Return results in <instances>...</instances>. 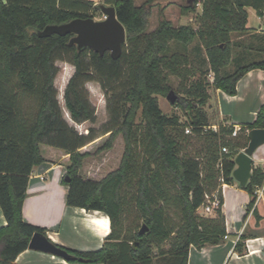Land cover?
Here are the masks:
<instances>
[{"label":"trees","instance_id":"obj_1","mask_svg":"<svg viewBox=\"0 0 264 264\" xmlns=\"http://www.w3.org/2000/svg\"><path fill=\"white\" fill-rule=\"evenodd\" d=\"M160 3L0 0V206L7 220L0 227V264H18L16 259L29 248L32 236L47 234L45 227L26 221L23 213L30 175L46 160L66 165L62 181L69 187L68 205L101 211L111 222V232L98 249L62 246L74 255L70 262L156 264L163 260L164 264H187L192 245L202 248L225 235L223 212L210 217L199 208L206 193L220 186L221 172L226 183L236 181L235 158L248 146V132L264 128V104L254 121L239 124L242 129L236 136H232L235 123L220 122L214 130L205 106L210 87L234 95L238 81L248 71L264 69V33L248 26V8L264 18V0H167L160 6L159 24L149 31L151 9ZM172 3L183 14L198 12L201 4L199 27L175 26L165 18L164 9ZM101 4L114 6L126 28L127 40L118 59L109 51L100 55L70 45L72 34H38L49 24L74 18L96 19L101 13L103 19ZM235 33L251 34L258 44L237 43ZM236 45L245 49L243 56L234 55ZM202 49L214 72L212 83L201 67ZM255 54L260 58L247 60ZM58 60L75 66L64 92L74 122L97 119L86 83L97 80L105 91L109 119L102 135L109 137L93 154L111 150L117 137H123L120 165L100 179L82 173L85 160L92 155L86 148L96 144L99 136L94 127L80 133L64 117L54 85ZM232 60L234 70L224 71ZM197 69L202 77L190 81ZM173 76L180 79L177 89ZM171 90H177L179 100L174 104L184 110L187 121L162 110L158 96L167 97ZM139 114L142 123L137 122ZM194 140L201 141L199 147H194ZM263 182L264 171L255 167L243 188L254 194ZM254 201L255 197L252 204ZM131 203L138 221L125 225ZM172 205L181 216L179 222L171 214ZM141 220L142 226H148L145 233L140 232ZM246 239L241 235L237 243L240 253L245 251ZM166 242L167 250L163 247ZM154 248L159 249L157 259Z\"/></svg>","mask_w":264,"mask_h":264},{"label":"crops","instance_id":"obj_2","mask_svg":"<svg viewBox=\"0 0 264 264\" xmlns=\"http://www.w3.org/2000/svg\"><path fill=\"white\" fill-rule=\"evenodd\" d=\"M96 3L101 0H93ZM248 26L264 33V18L249 8ZM264 104V69L248 71L237 83V93L230 95L212 88L207 104L212 125L248 123L256 119ZM51 155L57 156L53 152ZM253 157V169L264 171V144ZM237 167V164H236ZM66 165L58 160H46L34 167L30 175L23 213L26 221L45 227L55 243L75 250H93L102 247L111 232L110 218L98 210H86L67 204L69 187L63 183ZM254 194L244 189L239 181L223 187V208L226 233L217 242L202 248L192 245L187 264H264V199L252 204ZM217 213L210 217H216ZM7 224L0 206V227ZM241 235H246L245 251L237 250ZM158 256H155L157 259ZM18 264H86L70 262L51 253L28 248L16 259ZM91 264H104L103 262ZM133 264V263H131ZM156 264H164L163 260Z\"/></svg>","mask_w":264,"mask_h":264},{"label":"rangeland","instance_id":"obj_3","mask_svg":"<svg viewBox=\"0 0 264 264\" xmlns=\"http://www.w3.org/2000/svg\"><path fill=\"white\" fill-rule=\"evenodd\" d=\"M102 1L103 0H101L100 2H102ZM135 1L137 4H140L144 0H135ZM160 1H161L160 4L153 6L151 9V14H150L149 19H148V27H147L149 31L155 29L157 27V25L159 24L160 10H161L160 6L162 4H165V2L167 0H160ZM198 9L199 10L196 13L183 14L181 12V9H180L178 4L172 3L164 9V16H165V18L171 20L175 26H179L181 24H192L193 26L198 28L199 27V21H198L197 16H198V13L201 12V9H202L201 4L198 5ZM103 15H105V14L103 13ZM96 19H101V13L98 14ZM250 28H251V30L256 31V29H254L252 27H250ZM233 38L237 43H240V41H243L244 45H246L249 42H252L253 44H256V45L258 44L257 39L251 38V34L250 35L246 34V36H244V35L242 36V35H239L238 33H235V34H233ZM236 54L238 56H243L245 54V49L243 50V46L242 47H240L238 45L235 46L234 55L236 56ZM255 55H256L255 58H247V60H253V59L260 58V56L258 54H255ZM199 60L201 61L202 69L206 72L205 77L207 78V80L210 83H212V81L214 79V72L210 69V64H209V61L207 59L205 49H202V52L199 55ZM56 63H57L56 65L58 66L59 71H58V74L55 78L54 85H55V89L57 91V98H58L60 105H61L63 112H64V117L67 119L69 124L76 127V129L80 133H88L89 128L94 127L97 130V135L99 136L97 138L96 144H91V146H88V148H86L89 150V152L92 155L85 160L82 173L84 176H89V175L91 176L92 175V177L100 179V178L104 177L107 173H109L110 171L116 169L120 165L122 155L124 152L123 137H122V135H119L117 137V139L115 140V143H114V147L111 150L104 151V152L97 154V155L93 154L95 152V150L97 149V147L99 145H101L109 137L108 134L102 135L103 125L109 119V113H108V109H107V98L105 95V91L102 89L100 83L97 80L88 81L86 83V88L89 91V97H90L91 102L96 106L97 119L95 122H91V121H85L83 123L74 122L70 118L69 112L65 106L64 92H65V87H66L70 77L72 76V74L75 71V66L67 60H58ZM235 64H236L235 61L232 60V62L225 68L224 71L231 72L232 70H234V68L236 66ZM194 73H195L194 75L190 76V78H189L190 81H196L197 79L202 77L201 70L197 69ZM172 80H173L174 85H175L174 89H177L179 87V84H180V79L176 76H173ZM211 90H212V88L210 87L209 92ZM178 93L180 94V96L183 95L180 92H178ZM158 98H159L160 106L165 113H167L169 115L179 114L181 116L182 121H187L188 117L185 114L184 110L180 106H177V105L171 103L167 99L166 96L159 95ZM205 109H207V105L205 106ZM137 122L138 123L143 122L140 114L137 118ZM200 143H201V141H199V140L193 141L194 147H196V148L200 146ZM128 210L129 211L127 212L125 225L131 224L132 222L135 223L138 221V220L136 221V217H135L137 210H136V207L133 203H131L129 205ZM171 214L174 216V218L176 219L177 222H179L181 220V216L179 215L178 210L173 205L171 207ZM143 223H144V221L141 220L140 226H142ZM163 247L165 250L168 249L167 242L164 243ZM154 254H155V256H159V249L154 248ZM163 263H164V261H163Z\"/></svg>","mask_w":264,"mask_h":264},{"label":"water","instance_id":"obj_4","mask_svg":"<svg viewBox=\"0 0 264 264\" xmlns=\"http://www.w3.org/2000/svg\"><path fill=\"white\" fill-rule=\"evenodd\" d=\"M101 11L107 16L105 19L74 18L61 24H49L39 31V36L47 37L54 34L66 36L72 34L69 44L76 45L78 49L90 48L93 51L104 55L109 51L114 59L122 56L123 45L127 40V32L124 24L118 19L116 8L101 4ZM171 103L179 100V95L175 90H171L167 95ZM248 146L240 151L235 162L237 167L234 170V178L240 185L245 187L253 174V157L256 149L264 144V128H254L248 132ZM70 181V177H65ZM148 226L144 224L140 230L145 233ZM215 239L213 242H217ZM29 248L61 256L67 260L73 259L74 255L67 249L52 241L47 234L36 232L30 241Z\"/></svg>","mask_w":264,"mask_h":264},{"label":"built area","instance_id":"obj_5","mask_svg":"<svg viewBox=\"0 0 264 264\" xmlns=\"http://www.w3.org/2000/svg\"><path fill=\"white\" fill-rule=\"evenodd\" d=\"M107 16L104 15V19ZM213 129L217 130L218 126L213 125ZM242 127L239 124H235L234 126V130L232 132V136H236L238 135V133L241 131ZM187 133L191 132V129L188 127L186 129ZM224 152H228V148L224 147L223 148ZM221 165V163L219 164V166ZM220 186L214 190L212 193H206L205 195V201L202 204V206L199 208V211H201V213H203L204 215H211L214 213H217L218 211H222L223 208V187L226 184L225 179H224V175L223 172H221L220 174ZM254 197H255V202H258L261 199H264V182L262 185L258 186L255 190L254 193Z\"/></svg>","mask_w":264,"mask_h":264}]
</instances>
